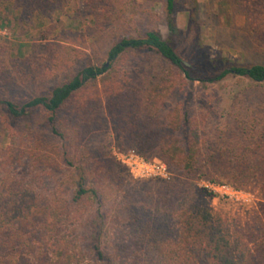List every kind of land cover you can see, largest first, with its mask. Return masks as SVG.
<instances>
[{
    "label": "trees",
    "instance_id": "trees-1",
    "mask_svg": "<svg viewBox=\"0 0 264 264\" xmlns=\"http://www.w3.org/2000/svg\"><path fill=\"white\" fill-rule=\"evenodd\" d=\"M11 1L19 11L17 23L25 27L35 16L62 10L69 0ZM129 1L82 0L81 5L95 21L103 22L113 16L118 19ZM174 4L166 0L170 34L176 30L171 17ZM251 6L264 14V0ZM249 9L244 12L255 20L257 16ZM249 35L264 46V33L254 28ZM129 50L154 53L168 63L169 71L193 80L173 46L157 31L119 39L107 59L115 61ZM114 73L88 63L69 70L44 93L38 87L21 99L1 97L0 104L14 118L36 108L49 113L48 135L58 143L61 163L68 171L54 185L37 191L25 188L21 175L10 177V166L21 165L25 156L40 160L50 144L43 139V145L30 124L24 133H17L21 138L8 154V160L15 163L3 161L0 167L1 184L6 188L0 202V264H264V95L258 97L257 112L254 108L239 111L206 137L198 129H185L186 140L181 141L169 137L179 123L170 127L158 120L154 123L151 116L140 122L139 104L133 107L134 93L123 83L112 85ZM8 75L6 71L5 78ZM227 75L262 84L264 66L231 67L209 82H219ZM99 84L104 87L121 147L137 149L147 159L158 158L169 168L177 167L179 177L159 181L151 189L127 190L121 198L109 189L119 174L108 141L93 133L102 116L98 109H91L101 104ZM183 116L187 122V113ZM198 179L258 191L263 202L236 218L215 212L197 190Z\"/></svg>",
    "mask_w": 264,
    "mask_h": 264
},
{
    "label": "rangeland",
    "instance_id": "rangeland-1",
    "mask_svg": "<svg viewBox=\"0 0 264 264\" xmlns=\"http://www.w3.org/2000/svg\"><path fill=\"white\" fill-rule=\"evenodd\" d=\"M81 1L69 0L62 10L47 17L35 16L25 27L17 23L19 11L11 0L0 3V99L2 96L21 99L27 93L34 94L38 87L44 93L50 84L62 81L69 70H79L91 63L113 69L115 80L111 84L123 83L128 92L134 93L133 107L139 104L141 123L149 116L154 123L158 120L170 127L179 123V129L170 130L169 137L181 141L186 140L185 129H198L202 137H206L216 125L225 124L231 115L252 108L258 111V97L264 95V83L255 84L236 75L209 82L231 67L264 66V46L257 45L249 35L254 28L264 33V14L259 15L251 6L256 0H174L171 17L176 30L173 34L166 26V0H130L118 19L113 16L103 22L95 21L86 13ZM246 8L261 20L247 17ZM258 8L262 7L258 5ZM151 30L169 41L193 80L178 72L172 73L166 61L147 51L129 50L115 61L107 59L108 51L119 39L138 37ZM6 71L11 81L5 78ZM40 75L45 76L38 82ZM99 92L101 104H93L91 109L99 110L101 124L93 133L108 141L110 156L119 174L109 189L121 198L127 190H147L159 181L171 182L179 177L177 167L169 168L167 164L170 174L167 180L132 177L120 162V154L133 153L145 160L151 159L137 149L129 151L121 147L102 84H99ZM185 113L187 122L183 118ZM48 117V112L36 108L28 110L21 118H14L0 104V167L3 161L15 163L8 160V154L21 138L17 133H24L27 125L33 127L34 136H39L43 145L46 143L43 139L50 141L40 160L25 156L21 165L16 163L9 168L10 177L21 175L25 188L28 186L35 191L54 185L68 171L61 163L58 143L48 135ZM72 149L75 155L76 150ZM1 176L4 174L0 175V202L6 193ZM207 183L205 179H198L195 186L215 212L236 218L263 202L258 191H244L226 183L219 185L228 189L212 190ZM84 256L89 260L87 253Z\"/></svg>",
    "mask_w": 264,
    "mask_h": 264
},
{
    "label": "built area",
    "instance_id": "built-area-1",
    "mask_svg": "<svg viewBox=\"0 0 264 264\" xmlns=\"http://www.w3.org/2000/svg\"><path fill=\"white\" fill-rule=\"evenodd\" d=\"M120 162L124 164L135 179L158 178L167 180L170 177L166 164L158 159L145 160L133 153L120 154ZM212 190H226L229 187L214 183H207Z\"/></svg>",
    "mask_w": 264,
    "mask_h": 264
}]
</instances>
